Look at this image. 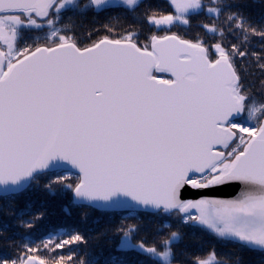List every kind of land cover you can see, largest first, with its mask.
<instances>
[{
  "label": "snow or ice",
  "instance_id": "1",
  "mask_svg": "<svg viewBox=\"0 0 264 264\" xmlns=\"http://www.w3.org/2000/svg\"><path fill=\"white\" fill-rule=\"evenodd\" d=\"M245 255L264 264V0H0V264Z\"/></svg>",
  "mask_w": 264,
  "mask_h": 264
},
{
  "label": "trees",
  "instance_id": "2",
  "mask_svg": "<svg viewBox=\"0 0 264 264\" xmlns=\"http://www.w3.org/2000/svg\"><path fill=\"white\" fill-rule=\"evenodd\" d=\"M57 211L62 212V209L58 208ZM223 250L228 251L227 247H225ZM235 255H238V253L233 254V258H235ZM244 259H245V261H253V262H255V264H258V261H259V257L249 256V255H245Z\"/></svg>",
  "mask_w": 264,
  "mask_h": 264
},
{
  "label": "water",
  "instance_id": "3",
  "mask_svg": "<svg viewBox=\"0 0 264 264\" xmlns=\"http://www.w3.org/2000/svg\"><path fill=\"white\" fill-rule=\"evenodd\" d=\"M229 192H231V189H224L223 190V194H228Z\"/></svg>",
  "mask_w": 264,
  "mask_h": 264
}]
</instances>
